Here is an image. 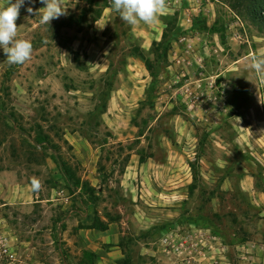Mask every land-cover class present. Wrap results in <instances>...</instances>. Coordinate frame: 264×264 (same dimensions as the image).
Instances as JSON below:
<instances>
[{"label": "rangeland", "instance_id": "rangeland-1", "mask_svg": "<svg viewBox=\"0 0 264 264\" xmlns=\"http://www.w3.org/2000/svg\"><path fill=\"white\" fill-rule=\"evenodd\" d=\"M63 5L41 24L45 5L25 0L24 64L0 47V264H264V76L251 67L264 25L247 0H167L136 26L110 0ZM127 167L152 170L124 190ZM85 168L104 171L95 192L76 186ZM87 207L120 235L93 260L75 220Z\"/></svg>", "mask_w": 264, "mask_h": 264}, {"label": "clouds", "instance_id": "clouds-1", "mask_svg": "<svg viewBox=\"0 0 264 264\" xmlns=\"http://www.w3.org/2000/svg\"><path fill=\"white\" fill-rule=\"evenodd\" d=\"M45 7L35 10V15L40 14L41 24H50L54 19L67 14V8L63 5V0H40ZM112 10L118 13L119 18L130 26L139 23L146 25L154 24L167 8V0H110ZM25 4V0H5V4L0 6V47L7 57V63L24 64L31 58L33 51L32 43L26 39H17V24L20 9ZM28 13H33L32 7L27 8ZM251 67L255 72L264 76V55L252 56ZM30 187L33 192L42 189V181L32 177Z\"/></svg>", "mask_w": 264, "mask_h": 264}, {"label": "crops", "instance_id": "crops-1", "mask_svg": "<svg viewBox=\"0 0 264 264\" xmlns=\"http://www.w3.org/2000/svg\"><path fill=\"white\" fill-rule=\"evenodd\" d=\"M180 59H178V63H180ZM171 68V67H170ZM77 146L75 147V149ZM149 161H145L144 163L139 162V166L143 167L146 165ZM154 169V168H153ZM158 169V168H157ZM152 168H135V167H127L124 168L122 174H121V180H120V186L124 190L126 189H136L138 188V181H139V175L145 173L146 175L151 173L150 171ZM104 173L103 170H100L99 168H85L84 176L82 178V182L84 180H88V183L91 187L96 188L97 182H99L100 176ZM135 182H137V185H135ZM143 184V183H142ZM101 188V187H100ZM98 189L97 192L101 193V189ZM178 188V187H177ZM137 198L143 199V196L136 197L133 201H136ZM69 199V198H67ZM66 199V200H67ZM146 199V198H144ZM51 200H46L47 203H50ZM97 216V212L91 210L90 207H87L85 212H82L81 216H78V228L77 232L80 237L83 239V245H85V249L87 251H92L94 253H98L101 250V247L105 243H117V240L120 238L119 231H118V225L116 223H109L107 224V229L105 230H97L91 228L92 224L94 223ZM5 226V225H4ZM6 233V232H5ZM4 233L5 237L10 236V233ZM11 239L7 238L8 243H10ZM257 248L258 253L260 255V258L258 259L262 262H264V243L259 245ZM15 249V248H14ZM15 253H17V249L14 250ZM113 254V253H112ZM254 256V255H253Z\"/></svg>", "mask_w": 264, "mask_h": 264}, {"label": "trees", "instance_id": "trees-1", "mask_svg": "<svg viewBox=\"0 0 264 264\" xmlns=\"http://www.w3.org/2000/svg\"><path fill=\"white\" fill-rule=\"evenodd\" d=\"M247 5L249 8V14L252 17L253 21L258 24V25H264V0H247ZM137 52V56L140 57L144 62L145 65L147 67V70L151 73L152 76H154L152 73V67L151 64L149 63V61L147 60V58L145 57V55L139 51L136 50ZM12 117H15L14 115ZM41 140H43V143H48V138H45L44 136H42L41 134L38 135V140L35 141L37 144L41 145L43 144L41 142ZM49 144V143H48ZM145 160L141 159V163H144ZM62 168L65 169V172H68L66 170L67 166L66 164H64V162L61 163ZM124 170V169H123ZM76 186L78 188L81 189H90V191L95 192L96 190L91 188L90 185L86 184L85 182H82V180H76ZM90 186V187H89ZM97 218L95 219L94 223L92 224L91 228L93 229H97V230H105L107 229V225L104 226H98L97 225ZM85 256H87L88 259L93 260L94 258H96V254L92 251H85Z\"/></svg>", "mask_w": 264, "mask_h": 264}, {"label": "built area", "instance_id": "built-area-1", "mask_svg": "<svg viewBox=\"0 0 264 264\" xmlns=\"http://www.w3.org/2000/svg\"><path fill=\"white\" fill-rule=\"evenodd\" d=\"M175 249L176 252H179V248ZM6 259H12L11 247L7 241V238L0 231V262Z\"/></svg>", "mask_w": 264, "mask_h": 264}]
</instances>
